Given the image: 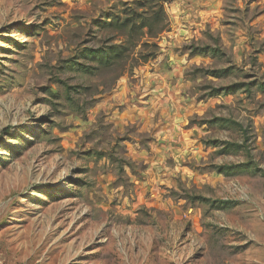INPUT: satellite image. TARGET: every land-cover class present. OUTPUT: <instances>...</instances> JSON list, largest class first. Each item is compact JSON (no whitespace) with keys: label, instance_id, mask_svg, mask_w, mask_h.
<instances>
[{"label":"rangeland","instance_id":"rangeland-1","mask_svg":"<svg viewBox=\"0 0 264 264\" xmlns=\"http://www.w3.org/2000/svg\"><path fill=\"white\" fill-rule=\"evenodd\" d=\"M0 264H264V0H0Z\"/></svg>","mask_w":264,"mask_h":264},{"label":"trees","instance_id":"trees-1","mask_svg":"<svg viewBox=\"0 0 264 264\" xmlns=\"http://www.w3.org/2000/svg\"><path fill=\"white\" fill-rule=\"evenodd\" d=\"M107 25H111V23L109 22V23H106ZM128 23L126 22V21H124L122 24H121V27L122 28H127L128 27V29L129 30H132L133 29V27H134V25L133 24H131V25H127ZM113 49V48H112ZM111 49V50H112ZM115 50H118V48H115ZM108 55H109V53H106V55L104 56V57H99V60L101 59V58H103V60L105 61V62H108L109 61V57H108ZM122 57H123V54H122V52H120V50H118V51H116L115 53H114V55H113V61H118V60H121L122 59Z\"/></svg>","mask_w":264,"mask_h":264}]
</instances>
